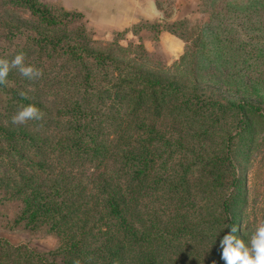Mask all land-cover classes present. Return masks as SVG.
Segmentation results:
<instances>
[{
    "label": "trees",
    "instance_id": "obj_1",
    "mask_svg": "<svg viewBox=\"0 0 264 264\" xmlns=\"http://www.w3.org/2000/svg\"><path fill=\"white\" fill-rule=\"evenodd\" d=\"M2 1L33 20L0 17V58L24 52L43 76L13 70L0 86V204H17L14 223L57 246L0 237V264H225L219 241L243 196L235 158L264 110L204 92L194 68L185 83L95 48L78 11ZM29 103L43 121L12 125Z\"/></svg>",
    "mask_w": 264,
    "mask_h": 264
},
{
    "label": "rangeland",
    "instance_id": "obj_2",
    "mask_svg": "<svg viewBox=\"0 0 264 264\" xmlns=\"http://www.w3.org/2000/svg\"><path fill=\"white\" fill-rule=\"evenodd\" d=\"M41 1L70 12L80 10L78 22L91 33L93 46L118 60L185 83L192 81L194 68V78L204 92L224 101L247 100L264 110V0H130L131 7L146 18L131 24L123 40L116 35L120 30L105 25L111 13L102 9V15L100 10V4L112 0H94L97 6L90 12L85 8L89 0ZM0 17L15 25L33 20L26 9L2 0ZM182 20L184 24L178 23ZM166 29L184 36L185 43ZM254 130L235 158L243 193L236 206L237 220L245 242L264 220V124L255 123ZM17 211L13 202L0 204V237L37 251L57 246V238L44 229L32 231L15 224Z\"/></svg>",
    "mask_w": 264,
    "mask_h": 264
},
{
    "label": "clouds",
    "instance_id": "obj_3",
    "mask_svg": "<svg viewBox=\"0 0 264 264\" xmlns=\"http://www.w3.org/2000/svg\"><path fill=\"white\" fill-rule=\"evenodd\" d=\"M25 60L26 54L24 52L16 54L10 60L0 58V86L8 85V77L13 70L32 82L43 76V69L32 64H26ZM30 90L31 85H29ZM19 96L24 100L30 99L27 91L21 90ZM44 116V111L35 103L21 104L11 117V123L20 126L26 125L29 121L41 122ZM227 228L229 231L219 241L220 258L225 264H264V220L257 223L247 242L237 235V232L241 230L240 226L232 224ZM74 264H80V261L76 260ZM212 264H216V261H213Z\"/></svg>",
    "mask_w": 264,
    "mask_h": 264
},
{
    "label": "crops",
    "instance_id": "obj_4",
    "mask_svg": "<svg viewBox=\"0 0 264 264\" xmlns=\"http://www.w3.org/2000/svg\"><path fill=\"white\" fill-rule=\"evenodd\" d=\"M95 6L97 5L95 4L94 0H89L87 1L85 8L89 9L87 12H90L93 10L91 7ZM131 6L132 3L130 0H112L108 4H105V2L102 5L100 4L101 11L102 9H106V11L111 13V18H109V21L106 20V27L110 26L109 28L112 29V31H121L128 29L131 24L137 23L141 17L146 18L144 13L141 14L140 12H137L136 8ZM75 10L80 11L78 9ZM104 11L105 10L102 11V15Z\"/></svg>",
    "mask_w": 264,
    "mask_h": 264
}]
</instances>
